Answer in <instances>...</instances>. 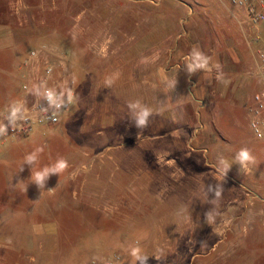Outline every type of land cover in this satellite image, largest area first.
I'll use <instances>...</instances> for the list:
<instances>
[{"label":"rangeland","instance_id":"rangeland-1","mask_svg":"<svg viewBox=\"0 0 264 264\" xmlns=\"http://www.w3.org/2000/svg\"><path fill=\"white\" fill-rule=\"evenodd\" d=\"M174 3L171 0H0L1 9L11 12L15 22H22L23 28L19 31L24 36L22 50L25 57L31 49L46 50L54 65L56 88H71L78 97L75 104L61 113L56 125L35 126L29 134L7 140L0 151V177L13 180L16 190L13 194H25L26 198L31 189L40 191L34 183L31 189L27 186L31 185L28 182L31 181V169L24 165L27 154L43 149L35 166L37 170L60 157L69 163L62 175H51L45 189L40 191L41 197L51 205L62 206L66 202L73 209L86 211L83 224L73 220L71 253L66 257L59 255L61 261L55 264H105L110 259L116 264H133L130 250L135 246L149 258L147 264H264V211H261L264 198L258 197L254 188L246 183L248 178H258L260 172H264V145L244 144L243 148L248 147L256 158L255 163L244 170L234 163L243 144L227 141L230 134H219L221 139L213 148L211 128L208 132L194 133L196 138H192L195 105L189 99L185 73L176 72V66V69L168 67L170 69L164 75L168 81H176L175 87H169L161 75L167 55L157 51L159 47L173 45V36L180 30L181 7ZM108 47L117 48L112 56L121 59L139 56L128 54L129 51H142L143 47L152 49L151 107L161 109L162 105H167L175 108L177 105L184 129L181 150L173 153L165 149L168 154L162 150L158 155L152 150L151 157L160 159L163 164L153 162L151 168L156 175L179 170L183 174L185 197L136 199V205L129 208V215L133 219L143 218L145 209L151 208L163 210L161 216L166 217L164 209L175 208L179 220L189 221L190 225L193 219L194 227L156 231L117 227L112 211L119 202H127V199L112 196L116 186L111 175L127 173L125 164L131 152L127 147L118 148L122 145L119 140H111L113 125L127 127V118L118 119L111 113L120 109L126 111L129 101L127 93H119L126 92L121 84L123 79H116L111 87L100 84L97 71L111 68V65L103 64L101 55L104 54L99 53L107 51ZM129 47H135V50H128ZM131 65L124 61L115 68H131ZM143 67L142 63L136 65L141 71ZM144 88L137 85L135 89ZM133 97L142 103L145 101L143 92ZM3 110L0 107V112ZM102 126H106L109 147L115 146L114 150H101L99 137L102 136L98 134L101 130L98 128ZM115 136L117 138V133ZM249 136L255 139L250 133ZM173 154L177 155L176 163L165 164L167 157ZM146 156H149L147 152ZM220 157L232 163L226 176L217 167ZM114 162L119 165H113ZM49 184L59 192L58 197H48ZM99 185L103 190H99ZM207 185L222 186L221 196L216 198L215 204L209 202L214 197L213 193L206 194ZM191 188L194 196L187 197V190ZM145 202L149 203L144 205ZM128 206L120 207L128 211ZM213 208L214 221L208 224L205 213ZM152 234L156 241L179 243L171 249L177 252L164 255L165 246H145L144 241ZM41 241L45 247L46 239ZM44 255L41 257H46Z\"/></svg>","mask_w":264,"mask_h":264},{"label":"crops","instance_id":"crops-1","mask_svg":"<svg viewBox=\"0 0 264 264\" xmlns=\"http://www.w3.org/2000/svg\"><path fill=\"white\" fill-rule=\"evenodd\" d=\"M171 1L181 7L180 30L173 36V45L159 47L157 51L167 55L163 68L166 75L170 69L168 67L174 66L178 68L174 67L176 72L185 73L189 99L195 105L193 117L196 120L191 122L192 138H196L194 133L208 132L211 128V148L221 139L219 134L224 133L230 134L227 141L243 144L242 148L244 144L264 145L262 143L264 138L255 137L249 125L253 95L264 89V71L260 69L259 60V50L264 47V21L257 25L245 23L242 8L231 3V0ZM254 1L260 9L264 10V0ZM12 3L13 1L11 5ZM20 28H23L22 22H15L12 13L2 10L0 4V107L2 109H5L10 102L16 101L22 82L21 72L26 69L23 65L25 52L22 50L25 42L24 36L20 34ZM193 46H197L211 58L213 66L211 72L201 71L191 76L186 73L184 56ZM133 49L135 50V47H129L128 50ZM106 50L99 54H104L101 55L103 64H110L111 68L97 71L101 80L100 84L103 86L109 79L113 83L116 79H123L121 84L126 92L119 93H127L128 101H134L133 96L143 92L145 94L143 104L151 107L152 49L143 47L142 51L140 49L135 52L129 51L128 54L139 56H127L125 59L112 56L117 50L115 47H108ZM172 60L174 61L170 64ZM124 61L132 63L131 68H115L116 64L119 65ZM141 63L144 66L143 71L136 68V65ZM216 65H219V68ZM218 76L221 78L218 79ZM137 85L145 88L136 91ZM176 106L169 108L167 105H162L161 109L151 107L154 114L144 129L136 127L135 121L129 116L128 108L126 111L120 109L111 113L112 117L118 119L127 118L126 128L121 125H119L121 127L112 126L111 140H119L122 145L117 147H127L129 153L131 152L125 164L128 166L127 173L111 175L113 185L116 186L112 196L117 199H127V202H119L112 211L118 228L156 231L194 227L193 219L190 225H188L189 221L179 220L175 208L164 209L166 217L161 216L163 210L153 211L151 208L148 211L144 208L143 218L133 219L129 215L131 213L129 208L136 205V199L175 200L185 197L183 174L179 170L156 175L152 173L151 168L153 162L163 164L160 163V159L151 157L152 150L157 151L156 155L162 150L168 154V150L165 149L173 153L178 149L181 150L184 129ZM118 128L120 130L117 132ZM98 129H101L98 131V134L102 136L99 137L101 150L110 148L114 150L115 146L109 147L110 137H107L106 126ZM116 133L118 139L114 137ZM249 133L255 139L251 138ZM146 152L149 156H146ZM176 156L173 154L167 157L165 164L176 163ZM117 160L121 162L119 158ZM112 164L119 165L115 162ZM97 181L100 184V179ZM28 182L31 183V181ZM12 183L13 180L10 178L0 177V264H55L54 262L61 261L59 255L66 257L71 253L70 234L73 220L83 224L86 211L73 209L66 205V202L62 206L51 205L41 197L40 191L34 192L31 189L32 183L27 185L31 189L27 198L25 194L14 195L16 190ZM246 183L254 188L258 197L264 198V172H260L258 178H248ZM53 188L54 186L48 185V190ZM101 189L99 185V190ZM193 191L192 188L188 189L187 197H193ZM48 194V197L52 198L59 196V192L55 189ZM98 196H104V194ZM148 203L145 202L144 205ZM123 205H129L128 211L120 207ZM189 213L192 214L193 211ZM154 238L156 237L153 234L147 237L144 245L165 246L167 250L164 255L177 252L171 249L178 247L179 243H171L169 240L156 241L157 239ZM42 239L47 241L45 247ZM41 255L44 256L41 257Z\"/></svg>","mask_w":264,"mask_h":264},{"label":"clouds","instance_id":"clouds-1","mask_svg":"<svg viewBox=\"0 0 264 264\" xmlns=\"http://www.w3.org/2000/svg\"><path fill=\"white\" fill-rule=\"evenodd\" d=\"M211 58L202 52L197 46H193L191 51L184 56V68L186 73L191 76L198 72H211L212 71ZM219 68V65H216ZM162 78L168 83L169 87H175L176 81H168L164 70L161 69ZM222 75V74H221ZM218 79L221 77L218 76ZM113 81L111 79L105 81L106 87H111ZM31 93L36 97V104L39 106L40 101H45L47 107H40L41 112L47 113L49 110L53 115H58L63 109L76 103L78 97L75 95L74 90L71 88L65 90H56L55 88L47 87L46 83L34 84L31 89ZM129 116L135 121V125L139 129H144L148 126L150 117L154 114L153 109L146 104H143L140 100H134L128 102ZM28 119V110L22 101H12L6 108L0 112V137L8 136L9 126L14 130L20 124L18 121H25ZM258 137L264 138V132L260 128L253 127ZM42 148H38L30 154L24 157V165H28L31 169L30 180L34 183L40 191L45 189V183L51 175H62L68 168L69 163L67 159L60 157L54 163L45 165L38 170L35 166L39 160V153L42 152ZM255 156L248 148H241L234 157V163L239 165L240 169L247 170L250 165L255 163ZM232 163L226 158L220 157L218 160V170L226 176ZM23 170V167H22ZM22 182V181H20ZM18 182V183H20ZM27 189V187H26ZM55 188L47 190L49 193L53 192ZM221 185H207L206 194L213 193V199L209 201L212 204L216 203V198L221 196ZM215 209L205 213L206 222L211 224L214 221ZM130 255L133 258V264L139 261V264H147L148 257L143 254L139 246L131 247Z\"/></svg>","mask_w":264,"mask_h":264},{"label":"built area","instance_id":"built-area-1","mask_svg":"<svg viewBox=\"0 0 264 264\" xmlns=\"http://www.w3.org/2000/svg\"><path fill=\"white\" fill-rule=\"evenodd\" d=\"M231 3L242 8L244 12V21L250 25H257L264 21V10L260 9L254 0H231ZM260 69L264 71V47L259 50ZM26 69L23 73L22 82L19 86V94L16 101L24 102L28 110V119L18 121L20 124L16 129L9 126L8 136L0 137V151L7 140H17L29 134L35 126H54L59 122L62 112L70 108L63 109L58 115H53L51 110L47 113L41 112L40 107H47L45 101L36 104V97L28 91L34 84L46 83L47 87L55 88L54 65L50 61L46 50L42 48L31 49L23 61ZM60 91V90H58ZM249 125L253 135L257 138V132L254 126L264 132V89L257 91L253 95V104L250 109ZM117 258V256H115ZM105 264H116L114 259H110Z\"/></svg>","mask_w":264,"mask_h":264}]
</instances>
